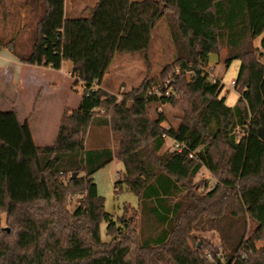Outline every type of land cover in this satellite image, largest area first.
Here are the masks:
<instances>
[{"label": "trees", "instance_id": "trees-1", "mask_svg": "<svg viewBox=\"0 0 264 264\" xmlns=\"http://www.w3.org/2000/svg\"><path fill=\"white\" fill-rule=\"evenodd\" d=\"M43 3L30 53L21 55L15 38L0 37V50L54 69L72 61L85 87L51 144H36L15 105L0 109V264H264V37L255 44L264 0H98L78 17L66 15V0ZM168 12L177 54L163 74L179 67L190 103L178 125L165 126L169 117L150 106L177 105L176 93L150 94L145 79L118 101L101 84L117 53L149 49ZM223 49L226 65H241L232 106L208 66ZM92 127L110 128L115 146H87ZM168 138L179 147L164 150ZM114 158L125 165L115 193L139 198L117 219L93 176ZM203 167L218 179L207 192L193 185ZM205 230L219 234L221 257L208 239L197 244Z\"/></svg>", "mask_w": 264, "mask_h": 264}, {"label": "rangeland", "instance_id": "rangeland-1", "mask_svg": "<svg viewBox=\"0 0 264 264\" xmlns=\"http://www.w3.org/2000/svg\"><path fill=\"white\" fill-rule=\"evenodd\" d=\"M98 0H66V15L68 17L80 16L86 7L94 6ZM45 6L43 0H0V37L4 40L16 39V45L19 53L28 55L35 41L37 20L43 15ZM171 12H168L165 18H161L157 26L152 32V40L149 49L145 51L119 52L109 66L102 82V88L111 94L117 96L120 101L124 94L135 89L140 83L148 79L151 81L150 92H159L163 87L166 91L176 93L179 102L177 105L153 103L151 111H164L169 117V123L163 125L168 126L171 123L178 125L185 117V111L188 110L190 99L183 97L180 93L179 83H177L176 75L180 74L179 67L172 66L167 73L164 70L168 64L172 63L177 54L176 47L170 35ZM264 34L256 40V44H260ZM224 51V49L222 50ZM220 54V53H217ZM147 56V59H146ZM72 61L63 62L61 69H50L44 74L39 73L40 83L44 85L45 92L39 100L41 87L35 82L31 86L25 87L24 83L19 85L5 86L6 83L0 84V109L8 111L10 105H15L16 100L23 99L24 108L28 114H31L33 121V130L38 145L51 144L56 138L57 129L64 112L72 111L80 105V100L84 91V84L77 75L69 73L72 68ZM212 73V78L219 79L224 88L221 95L227 98L228 105H234L238 100V90L233 81L236 80L239 69L240 60L235 59L230 65H226L225 61L216 63ZM11 70V69H10ZM188 76V74H187ZM5 78V77H4ZM1 80V79H0ZM49 81L55 82V85H49L50 89L45 87ZM40 91V92H39ZM10 105H9V104ZM99 114L104 109H98ZM44 117V119H43ZM43 121L49 122V126L45 134H40L39 125ZM87 137V146H99L110 144L115 146V135L110 128L92 127ZM177 147L172 138H168L164 145V150H170ZM125 165L123 161L114 158L113 161L106 164V167L97 171L93 176L95 182L98 183L99 193L105 198V210L114 216V218L122 217L124 214V206L131 205L137 207L139 198L136 194L126 188L123 191L115 193V180L118 173L124 171ZM218 183V179L206 168L203 167L196 177L193 178V185L199 189V192H207ZM80 194L76 193L72 199L71 209L78 202ZM3 227L10 232V226L5 223V214L1 215ZM107 222L101 223V236L104 242L111 240L112 236L107 231ZM200 240L197 244L201 246V240L208 239L211 243L218 247L222 246L219 240V234L215 230L196 231ZM264 244V241L257 242Z\"/></svg>", "mask_w": 264, "mask_h": 264}, {"label": "crops", "instance_id": "crops-1", "mask_svg": "<svg viewBox=\"0 0 264 264\" xmlns=\"http://www.w3.org/2000/svg\"><path fill=\"white\" fill-rule=\"evenodd\" d=\"M9 40H10V38L8 39V41ZM256 40H255V44H256ZM256 45H258V44H256ZM226 54H227V51L224 50L220 54L216 53V54L210 55L208 66H209V70L211 72V77H214L213 76L214 74L212 73V71H213L214 67H216L215 66L216 63H220V62L224 61L226 58ZM62 66H63V64H62ZM62 66H61V68H62ZM50 69H54V68L49 67V66L40 65V64L39 65H32V64H28V63L21 61L20 58L17 55H15L14 52L7 46L0 50V79H1L0 84L6 83L5 86H11V85H15V83L18 85L20 83H24L25 87H27V85L29 84L28 85V88H29L31 86L32 82H35L38 85V87H41V92L39 91L40 92L39 93V100L42 98V96L45 92L44 85L40 84V83H44V81L38 80L39 79V77H38L39 73L42 72L41 74H44L45 72H47ZM72 72H73V70L71 68V72L69 74L71 75ZM49 85H55V82L49 81L48 84H45V87L50 89ZM15 103L17 104L19 119L21 121H24V120L29 121L32 136H34V130H33V125H32L33 121L31 120L32 117H31V114H28L26 109L24 108L23 99L20 98V100L19 99L16 100ZM10 106L12 108L13 105H10ZM230 106H232V105H230ZM43 119H44V117H43ZM48 124H49V122H47V121H43L42 123H40V125H39L40 134H42V135L45 134L44 132L47 131V128L49 126ZM57 131H58V129H57ZM54 139H56V138H54ZM34 140L36 142L35 136H34ZM36 144H37V142H36ZM41 145H43V144H41Z\"/></svg>", "mask_w": 264, "mask_h": 264}, {"label": "built area", "instance_id": "built-area-1", "mask_svg": "<svg viewBox=\"0 0 264 264\" xmlns=\"http://www.w3.org/2000/svg\"><path fill=\"white\" fill-rule=\"evenodd\" d=\"M233 82H234L235 85H236V82H235V81H233ZM163 89H164V88L162 87L161 90H160L159 92H150V94L155 93V94L160 95V92H161ZM167 92H168V91H167ZM177 147H179L178 144H177ZM219 250H220L219 257H221V255H222V246L219 247Z\"/></svg>", "mask_w": 264, "mask_h": 264}, {"label": "water", "instance_id": "water-1", "mask_svg": "<svg viewBox=\"0 0 264 264\" xmlns=\"http://www.w3.org/2000/svg\"><path fill=\"white\" fill-rule=\"evenodd\" d=\"M259 134H260L261 139L264 141V128L263 127L259 128Z\"/></svg>", "mask_w": 264, "mask_h": 264}]
</instances>
